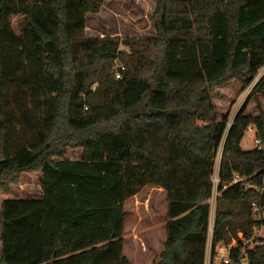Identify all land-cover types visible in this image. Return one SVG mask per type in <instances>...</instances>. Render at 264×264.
Masks as SVG:
<instances>
[{
	"label": "trees",
	"instance_id": "trees-1",
	"mask_svg": "<svg viewBox=\"0 0 264 264\" xmlns=\"http://www.w3.org/2000/svg\"><path fill=\"white\" fill-rule=\"evenodd\" d=\"M125 1L0 0V196L25 174L41 189L2 201L0 264H130L125 204L148 186L167 197L154 264H205L221 147L213 244L264 226L250 214L264 205V112L247 103L229 125L213 102L232 81L264 97V0H156L153 38L85 36ZM250 128L261 145L244 151ZM249 256L264 264V244Z\"/></svg>",
	"mask_w": 264,
	"mask_h": 264
},
{
	"label": "rangeland",
	"instance_id": "rangeland-1",
	"mask_svg": "<svg viewBox=\"0 0 264 264\" xmlns=\"http://www.w3.org/2000/svg\"><path fill=\"white\" fill-rule=\"evenodd\" d=\"M156 0H126L123 3L106 2L98 15L89 16L85 36L103 38L105 36H119L121 38L149 39L155 36V31L150 16L155 10ZM18 18H13V27L18 33ZM120 63H116V69ZM261 70L258 79L263 75ZM255 82L242 90L237 81H232L215 90L213 102L216 105L218 120L228 117L229 125L239 111L247 104L245 115L255 117L259 114L257 103L264 112V97L253 96L248 102ZM103 130V128H101ZM99 129L98 131H100ZM251 129V128H250ZM248 130L241 143L244 151H252L256 148V134ZM220 148L216 165L214 183L218 179V171L221 159ZM81 150H69L66 159L80 160ZM40 174H25L21 184L12 188L10 194L1 195L3 199H28L35 200L41 196ZM218 194L214 192L209 201L211 207L210 222L213 225ZM234 207L238 209V206ZM248 212V205L244 206ZM127 219L125 223L124 253L130 264H154L160 259L166 242V193L159 188L148 186L139 195L130 199L125 204ZM259 235L264 238V227L259 230ZM1 256V245H0Z\"/></svg>",
	"mask_w": 264,
	"mask_h": 264
},
{
	"label": "built area",
	"instance_id": "built-area-1",
	"mask_svg": "<svg viewBox=\"0 0 264 264\" xmlns=\"http://www.w3.org/2000/svg\"><path fill=\"white\" fill-rule=\"evenodd\" d=\"M124 71L125 68L119 65L114 72L115 79H121ZM250 130L253 131L252 128ZM255 144L257 146L261 145L258 140L255 141ZM218 182L219 179L214 183L213 195L214 192L218 194ZM240 182H242V180L236 177L232 185H236ZM226 188L227 187H224V190ZM249 188L252 187L249 186ZM257 190L259 195L264 194V187ZM250 214L254 222L259 223L264 221V205L261 204V196L250 204ZM260 229L256 227L253 228V234L250 237H246L243 232H238L237 236L232 237L229 241H221L213 244V225H211L210 222L205 264H252L249 252L254 251L257 246L264 244V238H261L259 235Z\"/></svg>",
	"mask_w": 264,
	"mask_h": 264
},
{
	"label": "crops",
	"instance_id": "crops-1",
	"mask_svg": "<svg viewBox=\"0 0 264 264\" xmlns=\"http://www.w3.org/2000/svg\"><path fill=\"white\" fill-rule=\"evenodd\" d=\"M5 199H3L2 201H4ZM2 201H1V203H2ZM1 203H0V206H1Z\"/></svg>",
	"mask_w": 264,
	"mask_h": 264
}]
</instances>
